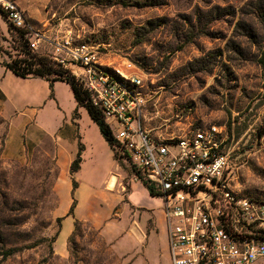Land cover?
I'll return each mask as SVG.
<instances>
[{"label": "rangeland", "instance_id": "1", "mask_svg": "<svg viewBox=\"0 0 264 264\" xmlns=\"http://www.w3.org/2000/svg\"><path fill=\"white\" fill-rule=\"evenodd\" d=\"M16 2L35 52L54 59V42L68 39L92 48L106 72L137 75L126 85L138 93L139 127L160 138L215 128L228 190L264 200V0ZM16 46L0 13V252L18 248L0 264H171L161 199L68 84L6 70Z\"/></svg>", "mask_w": 264, "mask_h": 264}, {"label": "built area", "instance_id": "2", "mask_svg": "<svg viewBox=\"0 0 264 264\" xmlns=\"http://www.w3.org/2000/svg\"><path fill=\"white\" fill-rule=\"evenodd\" d=\"M17 0H0L11 24L26 27ZM54 42V60L81 71L77 78L108 123L115 149L136 178L162 202L167 254L171 264H264V200L235 196L227 188V157L216 129L160 138L137 125L140 102L126 82L137 75L100 68L87 44ZM37 47V42L31 44ZM64 53L66 57L60 54ZM71 69V68H70Z\"/></svg>", "mask_w": 264, "mask_h": 264}, {"label": "trees", "instance_id": "3", "mask_svg": "<svg viewBox=\"0 0 264 264\" xmlns=\"http://www.w3.org/2000/svg\"><path fill=\"white\" fill-rule=\"evenodd\" d=\"M0 13L5 12L0 9ZM13 29L16 33V48L18 52L16 55L11 54L10 52H5L6 58L4 60V66L14 75L21 78L40 77L50 83L61 81L68 84L78 106L83 107L87 111L91 120L97 125L103 138L114 151L115 140L112 131L108 123L104 120L100 109L93 104L90 92L85 88L82 81H80V79L77 78L67 67L54 60L51 56L35 52L34 49L30 47V43L26 37V29L15 26H13ZM0 52H2L1 47ZM258 63L264 76V47L260 52ZM79 162L80 157L77 155L70 164V173H73L78 169ZM141 183L151 196H156L144 180H141ZM72 207L73 204L70 206L69 212L72 211ZM17 249L18 248H9L1 251L0 255L8 256Z\"/></svg>", "mask_w": 264, "mask_h": 264}, {"label": "crops", "instance_id": "4", "mask_svg": "<svg viewBox=\"0 0 264 264\" xmlns=\"http://www.w3.org/2000/svg\"><path fill=\"white\" fill-rule=\"evenodd\" d=\"M6 70H9V69H7L6 68ZM10 71V70H9ZM70 71H72L73 72V70L72 69H70ZM11 72V71H10ZM6 73V72H5ZM12 73V72H11ZM33 78H36L37 79V81H41V82H44V84L46 85L47 84V81L44 79V78H40V77H33ZM27 79H31V78H27ZM45 80V81H44ZM37 81H35V82H37ZM34 88V91H31L30 92V89H31V87H29V90L28 91H26V92H28V94H30V95H33L34 93H35V91H36V89H35V87H33ZM23 91H24V89H22ZM0 96L2 97V99H4L5 98V95L0 91ZM76 102V101H75ZM77 104V103H76ZM112 151V150H111ZM113 176H111L110 178H109V185H110V183H111V178H112ZM140 184L139 185H141L145 190H146V192H147V189L142 185V183L141 182H139ZM114 184H115V182L113 183V186H114ZM112 186V187H113Z\"/></svg>", "mask_w": 264, "mask_h": 264}, {"label": "bare ground", "instance_id": "5", "mask_svg": "<svg viewBox=\"0 0 264 264\" xmlns=\"http://www.w3.org/2000/svg\"><path fill=\"white\" fill-rule=\"evenodd\" d=\"M115 180H116V179H115V177L113 176V177L111 178V183H110V185H109L110 187L113 186V183L115 182Z\"/></svg>", "mask_w": 264, "mask_h": 264}]
</instances>
